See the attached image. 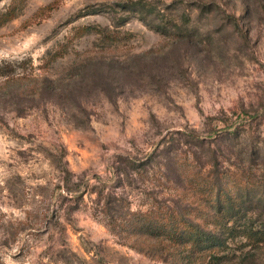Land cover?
Returning a JSON list of instances; mask_svg holds the SVG:
<instances>
[{
  "label": "rangeland",
  "instance_id": "obj_1",
  "mask_svg": "<svg viewBox=\"0 0 264 264\" xmlns=\"http://www.w3.org/2000/svg\"><path fill=\"white\" fill-rule=\"evenodd\" d=\"M260 198L264 0H0V264H264Z\"/></svg>",
  "mask_w": 264,
  "mask_h": 264
},
{
  "label": "trees",
  "instance_id": "obj_2",
  "mask_svg": "<svg viewBox=\"0 0 264 264\" xmlns=\"http://www.w3.org/2000/svg\"><path fill=\"white\" fill-rule=\"evenodd\" d=\"M131 167L135 169H142V165L139 163H136L135 161H131ZM130 167V168H131ZM127 172V168L125 169ZM125 171V172H126ZM118 169V177L121 176L122 173H120ZM224 171H220L219 168H215L211 170L208 173L209 178H212L211 181V189L213 192V196L210 200V206L212 211V222L210 225L212 227L205 229L208 231L207 234H205L203 237H200L199 241H209V247L210 248H216L218 250L221 249L220 244H225L227 241V237L224 235L226 233V230L233 229L230 227V222L233 221V223H236L239 219H241L243 216H248L250 212L255 213L253 209H247V203L249 201V198H246L243 195V190L238 186H233L234 190L232 191L229 189V185L223 187V180H224ZM210 182V181H208ZM103 191H101L102 194ZM103 193L102 196L107 198L106 200V209H110L112 206V203L115 201V197L112 192H108L107 195ZM113 196V197H112ZM263 201V198H260L258 200ZM253 210V211H250ZM260 217L256 218L260 221V226L257 228L256 233L254 234H260L263 235V237L260 236V239L258 240V244L262 242L264 244V210L259 212ZM242 216V217H241ZM253 216V215H252ZM250 219L247 223L245 222L244 227L250 228L252 227V224L254 223L253 219L254 217L247 218ZM191 225H199L198 222H191ZM219 230V231H218ZM234 230V229H233ZM253 230V228H252ZM206 231V232H207ZM221 245V246H222ZM219 256V255H217Z\"/></svg>",
  "mask_w": 264,
  "mask_h": 264
}]
</instances>
